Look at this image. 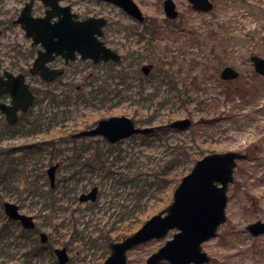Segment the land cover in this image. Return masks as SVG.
Listing matches in <instances>:
<instances>
[{"label":"rangeland","instance_id":"1","mask_svg":"<svg viewBox=\"0 0 264 264\" xmlns=\"http://www.w3.org/2000/svg\"><path fill=\"white\" fill-rule=\"evenodd\" d=\"M26 1L29 0H0V28L3 29L0 37V68L10 66L23 68L37 99L29 112L10 127L6 126L0 116V137L4 138L0 139V146L4 151L8 150L6 154L10 152L1 156L12 159L11 155L17 151L14 146L27 145L26 150L22 149L15 155L23 156L22 160L15 159L14 162H21L19 168L29 167L37 172L41 170V166L44 167L45 175L40 179L32 178L31 182L35 185L38 180V184L44 185L40 192L46 193V200H43L41 195H27L25 184L23 188L15 191L17 182L10 184L11 180H7L0 191L3 194V203L8 200L17 203L21 212L34 216L37 224L34 231L25 233V237L16 238L17 245L19 238L26 243L23 244V249L19 251V247L10 237L6 242L7 250L18 258L25 255L31 260L28 264H59L53 249L66 245L71 257L68 264L102 262L110 253L108 247L110 240L122 239L126 235L124 231L129 229L130 225L135 230L150 216L148 214L159 212L172 201L176 186L182 177L190 172L195 161L190 159L193 155L179 164L170 161V172L169 176L167 175L170 178H167L166 185L169 186L177 172L179 181L174 182L166 192L157 190L156 197L142 205L147 211L136 215L141 221L132 220L131 216L134 214L130 206H133L136 200L129 192L136 190L134 188L137 184L147 191L146 198L152 192L154 194L158 185L150 186L149 182L144 187L133 180L134 184L128 182L125 188L118 191L120 194L116 199H112L108 194V190L114 192L108 185H103L104 189L100 185V194L96 202L79 201L80 194L88 192L94 183H87L85 179L81 182L83 186L74 193L71 189L72 181L60 180L63 174L67 173L66 170H71L70 154L74 148H78L81 153L86 151L90 153L93 149L96 150V147L99 148L97 150L106 152L109 148L105 142H97L96 137H72V134L82 128L93 126L98 119L112 115L130 116L141 125L146 119L154 116L157 124L192 116L194 124L188 130L157 133L148 139L140 136L128 137L116 143L117 150L121 149V152L127 150V156L141 155L145 168L152 169L150 174L152 178L156 172V162L159 159L171 158L173 149L163 146L164 143L172 145L185 143L190 139L189 145H192L193 134L200 137V144L190 150L193 153L198 151L201 153L207 149L210 152L228 150L245 152L248 158L238 160L233 172L235 178L228 190L227 221L219 225L216 234L206 239L202 247L210 257L206 264H264V233L253 236L247 230L249 223L264 221V75L255 71L251 60L253 53L264 56V0H213L215 7L210 11H198L192 8L188 0H176L180 10L176 19H169L165 15L164 0H136L147 18L146 26L154 30L156 43L166 59L152 48L142 50L141 47L147 44L144 40L139 43V32L144 31L143 26L129 18L120 7L97 5L90 0H73L77 6L82 5L92 10L106 7L107 11L103 12L112 20L114 29L120 30L113 34V44L122 53L123 61L103 65L112 91L107 101L101 100L104 96L103 90L92 91L89 84L78 89L77 85L81 84L77 81L79 78L73 82L72 90H65L61 86L64 83L61 80L48 84L38 75L30 74L29 65L34 57L26 53L30 43L24 39L25 33L22 28L12 22ZM64 1L68 3L70 0ZM41 9L42 2L36 0L34 12L41 13ZM124 29L135 31L131 34L133 37L127 39ZM17 44L23 45L26 50L19 51L20 47ZM17 50L19 54L15 53ZM132 56H136L135 60L140 61L138 65L145 63L148 58L161 64L155 69L154 74H157L158 70L161 72L162 69L168 70L164 60L168 61L172 68L168 73L173 76V82L193 102L191 108L195 110L193 115L180 112L171 116L168 107L155 114L154 103L151 101L146 104L134 103L139 97L138 91L133 94L135 97L131 100L125 98L124 74L126 69L129 70L126 65ZM144 57L145 61H142ZM227 64L235 66L240 71L239 78L233 81L221 78L220 72ZM80 68L86 71V78H89V72L92 71L89 65L84 63ZM167 86L169 87L166 84L160 92L162 101L164 97L172 95ZM36 113L43 116L42 119H38V124H34ZM49 126L51 128L48 129ZM51 153L56 156L53 160ZM59 159L63 162L62 169L60 168L57 174V191L51 193L45 190L50 185L47 169ZM147 174L148 172L145 175ZM59 198L62 200L58 202V206L62 204L66 207L59 214L44 207L49 201L52 203V200ZM3 203L0 201L2 209ZM55 215L57 217H54ZM40 231L48 233L50 238L46 246L40 247L34 253L36 247L33 241L40 242ZM174 232L172 230L165 238H152L129 250L126 264H148V257L164 245ZM123 233L125 234L122 235ZM15 235H19L18 232ZM2 244L5 242H0V245ZM24 250L32 252L25 254ZM25 257L23 256L24 259ZM8 258L0 257V263L26 264L22 259ZM156 264L171 263L163 260Z\"/></svg>","mask_w":264,"mask_h":264},{"label":"water","instance_id":"2","mask_svg":"<svg viewBox=\"0 0 264 264\" xmlns=\"http://www.w3.org/2000/svg\"><path fill=\"white\" fill-rule=\"evenodd\" d=\"M46 3L49 0H45ZM130 12H134L141 19L142 13L133 0H117ZM195 6L208 10L213 7L209 0H192ZM55 6V4H53ZM165 8L169 16L175 17L177 11L172 0L165 1ZM67 9V7H66ZM23 14L27 15L28 35L34 36L36 41H43L47 44L59 45V51L68 48L71 52L79 50L82 56L100 58V53L105 51L104 59L113 57L118 60L120 56L113 50L107 49L94 39L93 20L78 22L77 29L68 21H59L50 26L45 21L52 15L43 18H33L31 7L28 4ZM42 20V21H41ZM95 38V37H94ZM58 51V50H57ZM49 53V52H48ZM40 54L36 59L34 70L41 69V75L48 80L55 77L59 70L49 69L46 62L50 60L47 54ZM51 53V52H50ZM49 55V54H48ZM256 70L264 74V58L253 56ZM238 72L227 66L222 76L224 78H235ZM11 76V75H9ZM16 79V80H15ZM15 79L9 77L6 80V88L0 83V95L9 91L13 97V105L8 106L0 102V107L7 113L10 123L18 120L17 111L28 110L33 104L35 95L27 84L24 83L23 75ZM190 118H183L172 122L170 125L184 130L191 125ZM155 129L153 126L136 127L134 121L127 116H111L99 120L98 124L91 128L79 131L75 136L82 135H103L110 142H116L133 133H150ZM247 158V154L230 150L225 152H213L205 155L193 166L191 172L185 175L174 192V200L159 213L148 218L142 226L132 234L120 241H112L110 255L101 264H126L128 250L140 243H144L154 237H166L171 229H177L173 238L168 239L157 251L153 252L147 259L148 264H156L162 260H169L171 264H204L210 260L209 255L202 250L201 243L216 233L218 226L226 221V205L228 202L227 190L229 183L234 179V168L237 160ZM59 164H53L48 169L51 185L55 184L56 171ZM98 187L94 186L91 191L82 193L80 201H96ZM5 213L12 219L19 220L22 226L27 229H34L36 223L32 215L22 213L18 204L12 201L4 203ZM248 229L254 234L264 232V222L256 221L248 225ZM42 242L48 241L46 232L40 233ZM60 264H66L69 255L66 247L55 248Z\"/></svg>","mask_w":264,"mask_h":264},{"label":"trees","instance_id":"3","mask_svg":"<svg viewBox=\"0 0 264 264\" xmlns=\"http://www.w3.org/2000/svg\"><path fill=\"white\" fill-rule=\"evenodd\" d=\"M167 64V63H166ZM168 65V64H167ZM172 71V68L170 66H168V70L164 71V78H170L169 83H173V81H171V79L173 78V76H171L168 72ZM176 85H172V88H175ZM172 91V90H171ZM229 92V91H228ZM151 101L152 103H154V111L155 114L160 113L161 110L165 107L169 108V112L171 114V116H175L178 113H182V112H188V114L193 115L194 111L192 108V101L189 97L185 96V94L178 89L174 94H172V96L170 97H164L163 101H162V94L159 93V89L156 92L147 94L146 99L141 100L140 102H148ZM152 116V115H151ZM43 116L40 113H36V119H35V123L34 124H38V119H42ZM156 119V117H152L150 119H146L145 121L147 122H152ZM51 128V126L48 127V129ZM171 131L170 128H162L160 130L157 131L158 134L160 133H164V132H168ZM174 131V130H173ZM156 133V134H157ZM155 134H151V135H134V136H140V137H144L146 139H148L150 136H153ZM192 136H194L193 138V143H191L192 145H189L190 143V139L185 141V143H176V144H172L170 145L168 142H165L163 146L165 147H170L173 149L170 157H167L165 159H159L156 162V172L154 174V177L152 178L150 174H152V169H146L145 168V164L142 162V156L139 154H129V156L126 155V153L128 152L126 151H122L121 149L117 150V145L116 144H109L107 143L106 140L104 139H97V142H105L106 145L108 146V150L106 152H102L98 147H96L97 149H93L90 153H81L80 150L78 148H74L73 153L70 154V159H71V170L68 171L66 170L67 173H64L62 177H61V181H72V187L71 189L74 191V193H76V191L82 187L83 185H81V182L83 180H87V183H94V184H98L99 186L102 185V188L104 189L103 185H108V188L110 190H113L114 192H110L108 190V194H110L113 198H117L119 196L120 193H118V191L121 188H125V184H128V182L133 183V180L136 181V183H139V185H143L144 187L149 183L150 186L152 185H158V189H156L154 191V194H149L146 198L145 196L147 195V191H145L143 188H141L140 186H138L137 184H135V188L136 190L129 192L131 197L133 199L136 200V203H133V206H130L132 208V212L134 215H132V220L136 219V220H140L141 219H137L139 216L136 217L137 214H142L143 212H146L147 210H144V206L147 204V202H149L152 198L156 197L155 192L157 190H162V191H167L168 188L170 186H172V184L177 183V181H179L178 178V172L175 173L169 184V186L166 185L167 183V177L170 168V161L176 162L177 164H179L180 162H183L185 159L188 158V156H191L190 159L192 161L197 160L199 157H201L202 155H204L206 152H208L209 150H203L201 153H199V151L197 153H193L190 150H192L193 148H196L199 143V138L197 134H193ZM0 139H4L1 138ZM52 146V145H51ZM16 151V153L12 154L11 156L13 157L12 159L6 158V156L2 157L1 155L6 154V151H8L7 149L4 151L2 146H0V161L2 160V163H0V191L3 189V186L6 185L7 180H11V182L14 183L17 182V187L14 188L15 191H17V189H21L24 187L23 184H25L26 189L25 191L28 194H33V195H41V197L43 198V200H46V196L45 194L41 193L40 191L42 190V188L44 187V185L42 184H38L39 181L37 180L38 183L35 182V185L31 182L32 178H36L38 177V179L41 178V176L45 175V170L44 167L41 166V170L39 172L35 171L33 168H29V167H24V168H19V165L21 164V162H14L15 159L17 161L22 160L23 156H19V157H15V155L18 152H21L22 149H27V145H18V146H14L13 147ZM112 148V150H111ZM120 150V151H119ZM115 151H119L116 152ZM54 152V151H53ZM56 152V150H55ZM7 154H10V152H7ZM6 154V155H7ZM52 154V153H51ZM115 154V155H113ZM55 154L53 153L51 155V160H53L55 158ZM9 160V161H8ZM83 160V162H82ZM6 161L8 162V164L6 165ZM81 163V164H79ZM175 163V164H176ZM73 166H75V168H73ZM79 166V168L76 169V167ZM25 171V172H24ZM146 172H148L147 175ZM146 176L143 179V176ZM134 176V177H133ZM151 177V179L149 177ZM169 176V175H168ZM146 179L148 180V182L146 183ZM21 180V181H20ZM27 182H24V181ZM19 181V182H18ZM24 182V183H22ZM124 183V184H123ZM175 186V185H174ZM148 189V188H147ZM46 191H49L51 193H53L54 191H57V185L55 187H51L50 185L47 187V189H45ZM130 190V189H129ZM35 192V193H34ZM134 192V193H133ZM106 194V195H108ZM135 194V196H134ZM164 197H161V199ZM144 199H146L144 201ZM156 199V198H155ZM62 199H54L52 200V203H50V201L47 203L46 206H44L45 208H50L53 209L52 212L59 214L61 210L65 209L66 207H63L64 205L60 204L58 206V202L61 201ZM0 201L1 203H3V194L2 192H0ZM47 201L44 202V204H46ZM129 206V205H128ZM154 210V209H153ZM152 210V211H153ZM148 215H151L148 214ZM54 217H57L56 215ZM143 221V220H142ZM117 220L114 221V223H116ZM134 223V222H133ZM76 223H74L75 225ZM139 227V226H138ZM125 230V229H124ZM134 231V228L132 227V225H130L129 229H126L124 232L127 234L131 233ZM18 232L19 235H15V233ZM30 231L25 230L23 228H20V224L18 221L12 220L10 218H8V216L5 215L3 209L0 206V242H5V244L0 245V257L3 258H8L10 257L11 259H22L23 263L28 264V262H31V260L27 259L25 257V255H23L26 259L23 258V256H20V258L16 257L15 255H13L12 253L9 252V250H7V239L12 237V242H14L16 245V238L22 236L25 237V233H28ZM125 233H123L122 235H124ZM125 236V235H124ZM19 243H18V247H19V251L21 249H23L24 245L26 244L23 242L22 238H19ZM34 246L36 247L34 253L40 249V247L42 246H46V244H42L39 241L34 240L33 241ZM49 245V244H47ZM25 254H28L30 252H32L31 250H24L23 251ZM8 256V257H6ZM10 258H8V260H10ZM4 262H6L4 260ZM0 264H3L2 262ZM97 264V263H96Z\"/></svg>","mask_w":264,"mask_h":264},{"label":"flooded vegetation","instance_id":"4","mask_svg":"<svg viewBox=\"0 0 264 264\" xmlns=\"http://www.w3.org/2000/svg\"><path fill=\"white\" fill-rule=\"evenodd\" d=\"M94 3H96L97 5H109L112 6L113 3H111L108 0H90ZM27 2V1H26ZM25 2V3H26ZM60 2L63 5L66 4H70L72 6V10L76 13V19L79 20H83L88 18L89 16H95V17H105L107 20L104 23V26L102 27V35L99 36V39L102 40L105 44H107L108 46H110L113 49L118 50V47L114 46V41H113V34L116 32H120L119 29H114L115 26L112 24V20L109 19L108 14L104 13L103 11L106 10L101 8L100 10H92V9H88L85 6L79 5L77 6V3H75V1L70 0L68 1V3H65L64 0H60ZM36 5V0H34V8ZM46 11L45 6L42 7L41 9V13H35L33 10L34 15L39 16L44 14ZM107 11V10H106ZM111 12H112V8H111ZM136 21V20H135ZM136 23L142 25V30H144L143 32H146L147 29L145 28V25L148 24V22L146 21H136ZM2 30V34H3V29L0 28ZM125 32V36L127 39L132 38L133 36L131 35L132 32H135L133 30H128V31H124ZM141 32V31H140ZM135 36V35H134ZM25 40L29 41L30 45L27 47H23V45L17 44L20 50H26V53H29V55H33L34 58L37 54V52L42 48L41 44H33V42L28 39V38H24ZM127 47V45H126ZM133 51L136 49H132ZM19 51L17 50L15 53L19 54ZM33 58V59H34ZM113 61H108V62H104V61H94L92 59L89 58H82L80 54L76 55L75 59H70V60H66L65 56L63 55H56L53 59V61L51 63H49V65L51 67H55V68H64V74L61 77L56 78L55 80H53L52 82H55L57 80H61L62 83L61 86L65 89V90H72L74 87L73 82L76 81H80L81 84H78L77 87L78 89H82L85 85L89 84V88L90 90H110L111 87H109V78H106V69L103 68L104 64H109ZM84 63H87L89 65V68L92 69V71L89 72L90 77L86 78V71L85 70H81V66H83ZM147 63L151 64L152 67L150 69L149 74H144L142 72V69L140 67V65H132L131 62H129L128 64V69H126L125 71V80H124V85L125 88L128 91H131V89L133 87L135 88H143L142 85V80L144 79V81L150 80L152 78V75L154 73V70L157 68L158 66V62L157 61H147ZM30 67V66H29ZM6 71L12 72L14 74H18V73H26V71L23 68H15V66H10V67H4V68H0V81L1 83L4 85L5 87V82L7 80V76L4 75V73ZM88 74V75H89ZM28 75L26 74V80L28 81ZM77 78V79H76ZM30 81V79H29ZM28 81V82H29ZM0 100L1 102H5L6 104H10L12 101V96L9 92H4L1 94L0 96ZM24 113H20V118L23 116ZM0 116L2 118V120L8 125L7 119H6V114L3 113L2 111H0Z\"/></svg>","mask_w":264,"mask_h":264}]
</instances>
